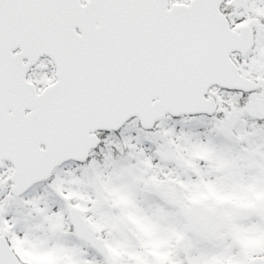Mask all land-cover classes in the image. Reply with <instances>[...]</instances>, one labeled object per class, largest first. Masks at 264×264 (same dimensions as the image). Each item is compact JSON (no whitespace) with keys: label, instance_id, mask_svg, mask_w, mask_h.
<instances>
[{"label":"snow or ice","instance_id":"1","mask_svg":"<svg viewBox=\"0 0 264 264\" xmlns=\"http://www.w3.org/2000/svg\"><path fill=\"white\" fill-rule=\"evenodd\" d=\"M0 264H264V0H0Z\"/></svg>","mask_w":264,"mask_h":264}]
</instances>
